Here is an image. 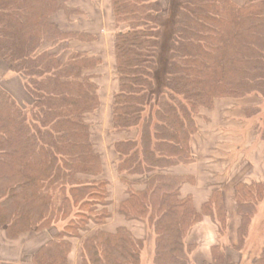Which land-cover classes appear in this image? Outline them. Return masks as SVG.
Segmentation results:
<instances>
[{
  "label": "trees",
  "instance_id": "trees-1",
  "mask_svg": "<svg viewBox=\"0 0 264 264\" xmlns=\"http://www.w3.org/2000/svg\"><path fill=\"white\" fill-rule=\"evenodd\" d=\"M69 2L0 0V230L13 239L55 230L31 264H69L74 239L81 242V264H140L143 240L126 228L101 229L111 217L108 183L99 178L103 163L85 116L100 106L89 72L102 60L70 52L71 42L97 37L64 32L53 22L61 11L81 12ZM178 2L166 41L161 0H111L119 29L114 129L136 131L116 144L118 171L129 190L120 212L148 222L155 234L152 264H195L187 236L205 216L218 226L219 241L212 260L202 264H243L222 242L229 229L222 192L213 191L197 209L191 196L181 195L193 178L167 170L195 162L191 140L202 109L222 98L264 96V0ZM9 72L21 77L26 101L5 86ZM139 184L143 189L135 188ZM235 200L241 225L230 248L240 255L264 201V181L237 185ZM247 263L264 264V238Z\"/></svg>",
  "mask_w": 264,
  "mask_h": 264
},
{
  "label": "crops",
  "instance_id": "crops-1",
  "mask_svg": "<svg viewBox=\"0 0 264 264\" xmlns=\"http://www.w3.org/2000/svg\"><path fill=\"white\" fill-rule=\"evenodd\" d=\"M91 1H95L92 5L94 10L89 6V3L86 6L70 0L69 6L79 9L81 12L68 16L64 11H61L53 16L52 20L64 32H85L95 35L97 40L94 42L74 41L71 42L70 46L75 52H87L100 57L103 61L96 69L89 72L97 77L95 81L98 85L100 106L85 116L86 120L91 123L92 141L103 163V173L99 178L108 183L111 217L101 229L113 233L119 228L125 227L138 238L145 239L148 232L147 224L137 220H129L120 212V205L128 198L129 190L128 184L122 179L118 171L119 155L116 144L134 138L136 131L127 132L114 129L113 103L115 95L119 91L118 75L116 72L114 77V71L111 74L106 66V70L102 69L103 65H106V58L97 50V46L101 44V38L112 34L114 43L111 59L113 64L116 63L114 55L116 28H109L110 25L108 28L103 26L105 21L109 22L111 19L114 21L113 16L111 19L109 16L111 0H107L105 3L109 7L107 13L101 11V7L104 8L102 0ZM248 1L254 0H234L238 5H243ZM92 14L95 17L90 18ZM82 17L87 18L85 20L88 22L86 26L80 24L79 20ZM97 17H100V22L93 23L92 20ZM111 23L113 22L111 21ZM11 74L6 75L5 86L20 102H23L21 99L27 98V93L23 88L22 79L15 73ZM7 76L10 79L15 77L19 79V82L18 80L14 81L17 89L6 85ZM103 77L108 78L106 80ZM16 90L20 91L24 98L19 97ZM251 108H256V110L249 114L247 111ZM197 124L198 131L191 140L192 151L196 157L195 162L178 165L167 171L193 178L191 182L182 186L181 195L182 197L191 196L197 209H201L213 191L220 190L222 192L229 222V238L232 244H237L241 217L237 212L236 187L241 183L251 184L264 181V96L251 95L239 99H218L213 108L200 111ZM107 140L110 148L109 145L106 146L105 141ZM130 178L143 179L139 176H130ZM143 187V184H139L135 188L143 189ZM55 228L58 229L59 226L57 225ZM48 230L50 229L32 230L21 234L16 239H9L5 229H1L0 263L24 264L52 238ZM218 241V226L210 217H203L187 236V242L194 245L191 253L192 261L195 264L210 262L212 249ZM72 242L69 264H81V242L76 239Z\"/></svg>",
  "mask_w": 264,
  "mask_h": 264
},
{
  "label": "rangeland",
  "instance_id": "rangeland-1",
  "mask_svg": "<svg viewBox=\"0 0 264 264\" xmlns=\"http://www.w3.org/2000/svg\"><path fill=\"white\" fill-rule=\"evenodd\" d=\"M106 1L107 0H102L104 8L101 7V11L107 13V10L109 11V7H107V5L105 4ZM94 2H92L91 0H89V1L88 0H74V3H76V4H84V5L88 6V3H89V6H91L92 9L94 8L92 6L94 4ZM178 5H179L178 0H161V6L165 10L164 11V17L162 19V26L164 28L165 35H167L166 41H168L170 39L171 27L173 25L172 23H173V20H174V15H175V11L178 8ZM88 9H90V8L88 7ZM109 16H110V19H111L112 16H113L112 18H114V12H113V8H112V4H111V12L109 13ZM91 17H95V15L92 14L90 16V18ZM86 19H87L86 17L85 18L82 17V19L79 20L80 24L86 26V24L88 23L87 21H85ZM99 20H100V17H97V18L93 19L92 22L93 23L100 22ZM111 21L113 23H111ZM111 21H109V22L105 21L103 23V26L107 27V28H108L109 25H110L109 28H114L115 27L116 28L115 34H116V32L119 29L116 27L115 18H114V21L112 19H111ZM87 26L90 27V25H87ZM100 42H101V44H99L97 46L98 47L97 50L100 51L102 53L103 57L106 58L105 59V64L106 65H103L102 69L106 70L107 68H105V66L108 67L109 68V72L111 71L110 72L111 74H113V71H114V77H115V74L117 72V69H116L117 67H116V63L113 64V61L111 59V52H112V48H113L114 37H113L112 34L111 35H106V36L101 38ZM167 45H168L167 43L163 44V49L162 50H163L164 54L160 55V65H159V69L160 70L159 71H161V72L164 71V65H165L164 64V59L166 57L165 56L166 50H165L164 47H166ZM73 51H74V49L71 48V46H70V52H73ZM114 55H115V53H114ZM115 58H116V55H115ZM0 67H2V66H0ZM9 75H12V74L9 72ZM7 77H8V79L6 80L7 81L6 85L9 86L10 88H13V89L16 88L15 87L16 83L14 81L18 80V82H19V79L17 77H15L13 79H10L9 76H7ZM103 78H105L107 80L108 77H103ZM16 92L19 94V97L24 98L23 97L24 95L20 91L16 90ZM21 100L26 101L27 98H24V99H21ZM105 143H106V146L109 145L108 144V140L105 141ZM109 148H110V145H109ZM143 223L147 224V227H148V232L145 235V237H146L145 239L138 238L137 236H135V234L131 230H129L128 228H126V229H128L133 234V236H135L137 239H140V240L144 241L143 250H142V253H141L140 264H152L153 263V257H154L155 234L152 233V231L150 230V226H149L147 221L143 222ZM64 224H65V222H61V223L58 224V226L62 227ZM122 228H125V227H122ZM36 231H40V230H36ZM48 232H50V234L53 236L55 230H53V229L52 230H48ZM229 235L230 234H229V229H228V234H227V236H224V238L222 239V242L225 243V245H227V249H228V251H230L232 253V255L234 257V261H237V262L241 261V263H243V264H248L247 262L250 259V257H253V255H255L258 252L259 247L261 246L262 240L264 238V201L261 202V204L259 206L258 214L255 217V219L253 220V222L251 223L250 230H249L248 242H246V249H245V251L242 254L238 255L236 252L231 251L230 246L235 245V244H232V242L230 241ZM7 237H8V235H7ZM9 239H13V238H9ZM14 239H16V238H14ZM30 247H29V249H30ZM24 264H31V259H29L28 261L24 262Z\"/></svg>",
  "mask_w": 264,
  "mask_h": 264
}]
</instances>
